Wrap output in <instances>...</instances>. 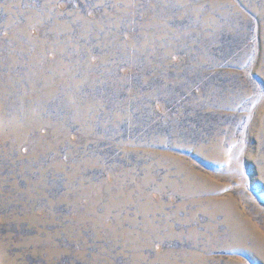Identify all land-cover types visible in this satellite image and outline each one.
Listing matches in <instances>:
<instances>
[{
  "label": "rangeland",
  "instance_id": "374dc122",
  "mask_svg": "<svg viewBox=\"0 0 264 264\" xmlns=\"http://www.w3.org/2000/svg\"><path fill=\"white\" fill-rule=\"evenodd\" d=\"M0 264H264V0H0Z\"/></svg>",
  "mask_w": 264,
  "mask_h": 264
}]
</instances>
